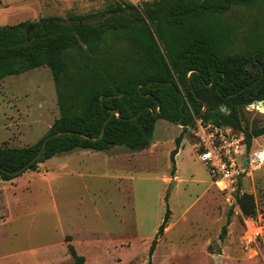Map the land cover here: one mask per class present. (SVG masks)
I'll return each instance as SVG.
<instances>
[{
  "label": "rangeland",
  "instance_id": "rangeland-1",
  "mask_svg": "<svg viewBox=\"0 0 264 264\" xmlns=\"http://www.w3.org/2000/svg\"><path fill=\"white\" fill-rule=\"evenodd\" d=\"M113 1L0 0V25L87 14ZM129 1L141 5L145 0ZM227 19L250 39L260 35L264 40L261 5L234 6ZM121 44L131 48L127 39ZM247 44L240 38L237 50ZM82 59L75 50L68 61L73 65ZM215 104L214 112L228 113L222 103ZM237 113L243 127L239 131L264 125L263 107L243 105ZM60 115L48 66L0 82V147L34 144ZM180 135L174 167L171 151ZM251 146L264 150V134L253 137ZM196 150L191 126L160 118L150 144L141 150L125 145L78 148L11 180L0 179V264H75L70 243L85 256L84 264H147L168 208L171 214L151 264H261L242 248L239 217L213 185ZM242 190L247 207L264 211V164L243 180Z\"/></svg>",
  "mask_w": 264,
  "mask_h": 264
},
{
  "label": "trees",
  "instance_id": "trees-1",
  "mask_svg": "<svg viewBox=\"0 0 264 264\" xmlns=\"http://www.w3.org/2000/svg\"><path fill=\"white\" fill-rule=\"evenodd\" d=\"M261 5L264 0H145L136 5L114 0L96 12L49 15L0 25V82L48 66L59 94L61 115L46 136L34 144L0 147V179L11 180L62 152L78 148L108 150L125 145L146 148L158 119L187 127L196 115L242 129L238 108L264 100V40L242 34L227 19L234 6ZM260 36V37H259ZM259 37V38H258ZM248 42L237 50V41ZM256 38V39H255ZM127 39L131 48L121 42ZM83 57L71 65L72 51ZM222 103L228 113L218 109ZM205 107V108H204ZM204 108V110H203ZM113 110L120 115H111ZM249 146L264 134V125L245 130ZM181 135L171 151L181 147ZM238 197L246 215L256 211ZM171 214L167 209L150 245L149 259ZM227 232L223 226L222 237ZM75 264H84L69 244Z\"/></svg>",
  "mask_w": 264,
  "mask_h": 264
},
{
  "label": "built area",
  "instance_id": "built-area-1",
  "mask_svg": "<svg viewBox=\"0 0 264 264\" xmlns=\"http://www.w3.org/2000/svg\"><path fill=\"white\" fill-rule=\"evenodd\" d=\"M190 126L199 161L206 167L213 185L239 217L242 248L264 264V211L246 215L238 203V197L244 194L243 180L264 164V150H253L244 132L201 115H196Z\"/></svg>",
  "mask_w": 264,
  "mask_h": 264
},
{
  "label": "water",
  "instance_id": "water-1",
  "mask_svg": "<svg viewBox=\"0 0 264 264\" xmlns=\"http://www.w3.org/2000/svg\"><path fill=\"white\" fill-rule=\"evenodd\" d=\"M253 104H254L255 106H257V107L262 108V107H264V100H258V101H256V102H254ZM204 108H205V107H204ZM113 114H117L118 116L120 115L119 111H117V110H113V111L111 112V115H113ZM178 124L183 125L181 120L178 121ZM190 125H191V124H190ZM190 125H188V126H190ZM183 127H184V125H183ZM66 132H69V131H63V132H59V133H55V134H51V135L46 136L45 139H44V142H43V145H42L40 151H39V152L37 153V155L32 159L31 162H35L36 160H38V159L42 156V154H43V152H44V150H45V148H46V146H47L48 139H49L51 136H55V135H59V134H64V133H66Z\"/></svg>",
  "mask_w": 264,
  "mask_h": 264
},
{
  "label": "bare ground",
  "instance_id": "bare-ground-1",
  "mask_svg": "<svg viewBox=\"0 0 264 264\" xmlns=\"http://www.w3.org/2000/svg\"><path fill=\"white\" fill-rule=\"evenodd\" d=\"M259 108V107H258ZM264 108V107H263ZM263 152V155H264V151H262Z\"/></svg>",
  "mask_w": 264,
  "mask_h": 264
}]
</instances>
